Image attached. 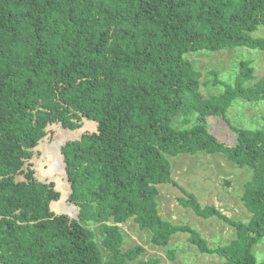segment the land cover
I'll return each mask as SVG.
<instances>
[{
  "label": "trees",
  "instance_id": "16d2710c",
  "mask_svg": "<svg viewBox=\"0 0 264 264\" xmlns=\"http://www.w3.org/2000/svg\"><path fill=\"white\" fill-rule=\"evenodd\" d=\"M260 27L264 0H0V264H159L125 248L131 219L151 247L188 233L225 264H264L253 253L264 239V129L231 126L228 145L209 123L230 125L237 100L264 102V77L250 84L249 61L233 81L210 71L203 84L223 91L204 97L187 58L264 51ZM47 140L44 183L30 166ZM198 153L251 170L246 223L180 188L197 216L235 227L226 245L159 214L158 185L179 186L169 157Z\"/></svg>",
  "mask_w": 264,
  "mask_h": 264
},
{
  "label": "rangeland",
  "instance_id": "374dc122",
  "mask_svg": "<svg viewBox=\"0 0 264 264\" xmlns=\"http://www.w3.org/2000/svg\"><path fill=\"white\" fill-rule=\"evenodd\" d=\"M254 35L264 39V27H260ZM187 58L201 73L199 91L204 97L223 91L221 86L212 87L203 84L212 78L210 71L218 72L221 81H233L239 72L240 62L249 61L254 67L255 75L250 84L264 77V51L240 47L217 52L192 53L188 54ZM229 120L230 125L222 118H211L209 123L210 131L220 141L232 145L236 137L231 126L264 129V102L250 103L243 99L237 100L229 110ZM83 127L84 124L78 130L83 131ZM57 139L58 135L55 140ZM53 141L47 140L41 145L39 157L34 159L30 166L35 178L44 183L46 181L42 180L38 170L39 163L46 161V148ZM169 159L172 166V177L179 186L158 185L157 202L161 217L173 224L186 225L196 229L207 240L210 247L226 245L235 239V227L228 225L218 217L204 219L197 216L192 208L182 205L180 199L188 198L186 193L193 194L202 207L213 205L231 220L246 223L250 220L251 214L243 204L242 196L244 185L251 178V170L238 167L221 153L183 154L169 157ZM64 179L67 180L66 174ZM122 228L129 237L125 248L134 245L144 247L145 253L141 256L142 260L147 261L150 258L158 257L160 258L159 264H225L224 258L220 256L202 254L189 241L188 233L180 232L173 235L168 246L162 248L151 247L148 231L140 230L133 219L126 225L123 224ZM169 252H174L172 259L168 255ZM253 253L259 262H264V239L254 247Z\"/></svg>",
  "mask_w": 264,
  "mask_h": 264
},
{
  "label": "water",
  "instance_id": "95a60500",
  "mask_svg": "<svg viewBox=\"0 0 264 264\" xmlns=\"http://www.w3.org/2000/svg\"><path fill=\"white\" fill-rule=\"evenodd\" d=\"M77 208V207H76ZM78 209V208H77Z\"/></svg>",
  "mask_w": 264,
  "mask_h": 264
}]
</instances>
